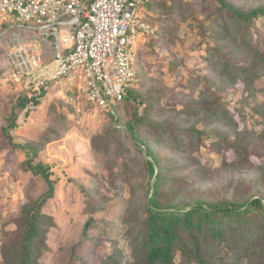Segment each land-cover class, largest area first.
Instances as JSON below:
<instances>
[{
	"label": "trees",
	"instance_id": "trees-1",
	"mask_svg": "<svg viewBox=\"0 0 264 264\" xmlns=\"http://www.w3.org/2000/svg\"><path fill=\"white\" fill-rule=\"evenodd\" d=\"M147 7L155 13L148 20L157 29L145 46L151 49L159 40L167 46L176 45L181 39L180 26L187 21L197 28L200 42L206 46L208 69L205 74L197 73V80L182 75L186 83L193 81L192 87L199 92H183L189 97L188 106L178 110L162 102L167 88L158 90L151 76L140 75L138 52V81L115 107L117 111L124 104L129 118L122 120L116 111L108 112L124 123L137 148L135 157H126L128 150L119 127L110 126L92 139L97 152L109 156L115 151L117 158L111 170L120 165L119 175L124 176L122 180L130 190L123 216L127 226V231L121 232L123 246L109 253L104 264H264V163L254 164L251 159L264 144V86L256 85L264 77V37L254 39L253 32L257 22L264 19V0H255L253 5L249 0H150ZM170 65L175 73L179 64ZM239 82L255 103L254 117L261 121L252 123L251 128L240 127L235 114L221 103L225 98L222 93ZM43 95L45 89L40 93ZM38 100L39 96L28 93L19 95L3 127L6 142L29 156L22 163L23 170L42 176L47 184L44 193L21 206L15 228L3 235V264H44L43 250L48 249L49 232L56 226L45 206L56 196L57 180L43 163H34L39 155L35 142L13 140L20 114ZM61 131V123L58 129L51 125L44 145L58 139ZM208 140L216 150L225 142L237 154L228 164L242 179L236 185L229 184L223 196L216 195L213 188L202 190L206 182L198 180L202 174L207 177L199 153ZM135 162L142 165L146 181L134 180ZM248 177L254 185L248 183ZM82 189L88 219L82 229L83 240L74 245L67 264H86L97 243L104 245V239L114 232V222L101 216L110 212L109 200H104L108 197H99L97 187ZM98 227L104 229L98 232ZM92 230L97 234L91 235ZM88 244L92 246L86 249Z\"/></svg>",
	"mask_w": 264,
	"mask_h": 264
},
{
	"label": "rangeland",
	"instance_id": "rangeland-1",
	"mask_svg": "<svg viewBox=\"0 0 264 264\" xmlns=\"http://www.w3.org/2000/svg\"><path fill=\"white\" fill-rule=\"evenodd\" d=\"M249 3L253 5L255 0H249ZM197 14L201 15V11L198 10ZM154 15V11L147 8V17L153 19ZM257 25V28L256 26L253 28L254 39L258 36L261 39L264 37V19L259 20ZM7 28L10 31L8 35L4 33L6 27L0 30V248L3 235L15 228L14 219L18 217L21 206L30 198L37 197L47 190V184L42 176H35L23 170L22 163L29 157L26 151L8 144L2 133L13 103L19 95L28 93L39 96V100L29 111L25 110L20 114L18 126L13 132V140L17 143L35 142L39 147V155L34 159V163H43L52 172V178L57 180L56 196L45 206L47 214L54 217L56 226L49 232L48 249L43 250L42 261L44 264H67L75 251L74 245L83 240L82 229L88 219L85 193L82 189L84 186L97 187L98 196H107L108 198L104 200H109L107 207L110 212L101 216H106L107 221L114 222V232L108 235V239H104V245L101 242L97 243L95 251L87 257L86 263L104 264L109 253L123 246L121 232L127 231L123 216L128 207L130 190L122 180L124 176L121 178L119 175L122 170L120 165L111 170L117 158L115 151L109 156L97 152L92 139L102 135L110 126L119 127L121 139L128 150L126 157L133 159L137 153L133 138L125 130L124 123L117 122L110 113L98 107L90 108L83 96L78 100L77 97L81 94H76L72 87L69 91L64 85L52 81L41 87L39 84L16 83L9 77L7 74L10 66L9 47L21 41L22 37L29 36L30 31L21 30L14 20ZM180 28L178 34L181 39L176 45L167 46L159 40L157 44L154 43V48L144 46L140 49L141 54L137 62L142 77L149 75L158 90L162 88L169 90L162 102L176 106L178 110L188 106L186 102L189 97L183 92L194 95H198L199 92V89L195 92L192 87L193 81L186 83L182 75L197 80V73L205 74L208 69L207 61L204 59V55L207 54L206 46L200 42L201 38L196 33L197 28L190 27L187 21L182 23ZM171 62L179 64L175 73L170 71ZM201 84L203 85V82ZM256 85L264 86V77L258 79ZM42 89H45V95L40 96ZM222 95L225 96L221 100L223 108H229L235 114L240 127L251 128L252 123L257 125L261 123L254 117L255 103L247 98L242 82L228 88ZM261 103H264L263 97ZM116 114L122 120L129 118L124 104ZM60 123L62 124L60 137L44 145V136L48 135L49 127L52 125L58 129ZM146 157L150 158L147 155ZM199 157L207 170V177L202 174L198 178L206 182V185L201 187L202 190L213 188L216 195L223 196V193L228 191L229 184L236 185L235 182L239 183V179H242L240 173L234 171L228 164L236 160L237 154L227 148L225 142L216 150L211 140H208ZM251 159L254 164L264 163V144ZM134 164V180L146 181V174L141 173L142 165L139 162ZM139 171L140 174L137 175ZM248 183L254 185L250 177ZM243 184L246 186V183ZM102 229L104 228L98 227L97 231L101 232ZM97 231L92 230L91 235L94 236ZM91 246L88 244L86 249ZM0 264H3L1 254Z\"/></svg>",
	"mask_w": 264,
	"mask_h": 264
},
{
	"label": "built area",
	"instance_id": "built-area-1",
	"mask_svg": "<svg viewBox=\"0 0 264 264\" xmlns=\"http://www.w3.org/2000/svg\"><path fill=\"white\" fill-rule=\"evenodd\" d=\"M149 1L0 0V30L8 35L14 20L30 31L9 47L8 76L74 88L90 108L115 111L138 81L137 54L155 33Z\"/></svg>",
	"mask_w": 264,
	"mask_h": 264
}]
</instances>
